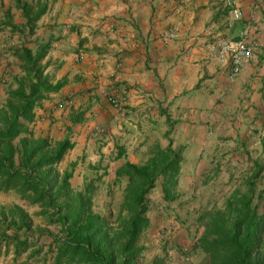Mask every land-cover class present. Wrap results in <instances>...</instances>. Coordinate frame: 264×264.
I'll return each mask as SVG.
<instances>
[{
  "label": "crops",
  "instance_id": "obj_1",
  "mask_svg": "<svg viewBox=\"0 0 264 264\" xmlns=\"http://www.w3.org/2000/svg\"><path fill=\"white\" fill-rule=\"evenodd\" d=\"M227 1L0 0V77L16 89L34 60L49 83H63L25 130L70 140L62 160L73 187L89 172L119 181L121 165H144L158 148L174 152L161 192H242L264 172V0H237L239 20ZM249 22L262 45L231 79L207 44L211 34L238 38ZM172 29L178 37L166 38ZM111 94L125 95V107ZM30 240L3 242L0 264H39Z\"/></svg>",
  "mask_w": 264,
  "mask_h": 264
},
{
  "label": "trees",
  "instance_id": "obj_2",
  "mask_svg": "<svg viewBox=\"0 0 264 264\" xmlns=\"http://www.w3.org/2000/svg\"><path fill=\"white\" fill-rule=\"evenodd\" d=\"M24 11L30 14L28 8ZM41 13L29 17V23ZM30 63L25 67L26 75L16 79L18 87L9 90L6 103L0 107V191H15L22 199L40 204L49 221L60 224V233L53 235L55 264H139L144 250L140 237L150 224L147 195L156 187L158 177L173 167L174 152L158 148L144 165L127 161L119 167L117 177L119 181L127 179V184L123 210L114 223L94 212L90 200L73 191L69 172L64 173L55 192L53 182L58 178H50L53 166L72 144L68 138L55 143L49 137L36 138L25 126L33 121L37 103L47 93L60 90L63 83H49L42 70L35 68L36 62ZM256 180L249 182L248 192L226 200L228 212H208L205 233L196 243L206 255L199 264H264V188L255 192ZM25 217L21 212L19 223L13 221L10 226L17 231L30 229ZM0 242L20 244L16 236L5 234Z\"/></svg>",
  "mask_w": 264,
  "mask_h": 264
},
{
  "label": "rangeland",
  "instance_id": "obj_3",
  "mask_svg": "<svg viewBox=\"0 0 264 264\" xmlns=\"http://www.w3.org/2000/svg\"><path fill=\"white\" fill-rule=\"evenodd\" d=\"M4 74L6 73L3 71ZM11 85L8 79L0 77V107L6 103ZM23 135L26 136L27 132L23 131ZM59 136L53 135L52 142L62 140L58 138ZM62 159L53 166L54 171L50 176L52 180L55 177L58 178V182H53L55 192L60 187L64 173H70L71 166L65 164ZM102 168L105 169L100 167L99 172L103 170ZM90 174L95 173L89 172L90 181H74V187L71 179L68 182L74 192L81 193L83 199L90 200V206L94 212L102 214L110 223H114L119 212L123 210L127 179L122 181L109 179L107 170L98 177H90ZM256 183L255 192L262 191L264 172L260 174ZM218 188H221L219 184ZM159 189L160 183L157 182L156 187L147 195L146 215L150 224L140 237L144 250L139 264H157L158 260L163 261L162 264H199L206 255L196 247V243L205 233L209 220L208 212L218 209L227 211L224 208L226 200L235 194L238 195L239 192H193L191 194V192H161ZM246 192L248 189L243 188L242 193ZM43 210L40 204H33L29 200L22 199L15 191H0V237L5 234L16 236L19 240L31 239L28 247H33L31 250L33 261L39 264L40 262L53 264L51 255L52 252L55 253V250L46 246L49 240L54 243L53 235L60 233L61 226L59 223L50 222L49 217L42 213ZM21 212L26 214L25 221L30 224V229L23 228L17 231L10 224L13 221L19 223ZM40 240L44 242V246L39 244ZM0 243L3 244V242ZM23 256L26 257V254Z\"/></svg>",
  "mask_w": 264,
  "mask_h": 264
},
{
  "label": "built area",
  "instance_id": "obj_4",
  "mask_svg": "<svg viewBox=\"0 0 264 264\" xmlns=\"http://www.w3.org/2000/svg\"><path fill=\"white\" fill-rule=\"evenodd\" d=\"M227 4L233 18L235 20L241 19L243 15L237 0H228ZM252 29L253 24L249 22L238 38H225L218 34H211L210 36L211 39L207 44V49L219 64L230 67L231 79L241 72L245 62L251 60L257 49L262 45L258 40H250ZM164 36L169 39H176L178 30L165 31ZM109 103L118 109H122L125 107L127 99L125 95L115 96L111 94Z\"/></svg>",
  "mask_w": 264,
  "mask_h": 264
}]
</instances>
